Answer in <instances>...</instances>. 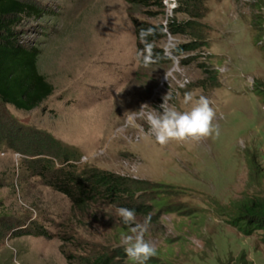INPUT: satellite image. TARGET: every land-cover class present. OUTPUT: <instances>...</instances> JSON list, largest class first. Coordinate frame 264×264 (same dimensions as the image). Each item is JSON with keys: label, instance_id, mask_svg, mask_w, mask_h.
<instances>
[{"label": "rangeland", "instance_id": "obj_1", "mask_svg": "<svg viewBox=\"0 0 264 264\" xmlns=\"http://www.w3.org/2000/svg\"><path fill=\"white\" fill-rule=\"evenodd\" d=\"M21 1L36 11L8 27L40 50L38 69L53 92L30 111L0 102V264H84L97 256L137 264L122 244L134 225L123 223L120 207L134 209L139 224L150 216L144 238L157 253L147 262L264 264L263 230L245 234L230 221L240 201L264 197V0H195L198 16L176 11L184 0H162L160 8ZM132 18L166 27L193 21L160 46L169 37L176 48L198 46L181 50L178 62L141 65ZM186 94L193 103L211 100L219 134L162 146L147 116L162 111L165 96L167 106L190 109ZM36 131L75 149L80 165L142 182L137 194L73 207L33 174V155L15 149L45 148ZM33 222L51 237L17 233Z\"/></svg>", "mask_w": 264, "mask_h": 264}, {"label": "trees", "instance_id": "obj_2", "mask_svg": "<svg viewBox=\"0 0 264 264\" xmlns=\"http://www.w3.org/2000/svg\"><path fill=\"white\" fill-rule=\"evenodd\" d=\"M126 2L130 6L149 7L152 4L158 8L162 7V0H126ZM183 3L186 5L185 8L182 9L180 6L181 8H177L176 11L181 9L192 16H198L195 0H184ZM34 11L36 10L31 4L21 0H0V102L10 104L23 111H30L38 107L53 92L52 84L38 69L37 60L40 50L36 46L19 43L8 27L9 23L17 16ZM147 12L152 14L157 11L149 10ZM16 20L18 18L13 22ZM132 22L137 54L145 52V42L141 40V31L153 30V34L146 37V42L153 45L151 49L152 62L145 64L143 57L138 56L140 64L147 66H160L172 61L160 46V41L167 32L170 34L184 33L189 28H194L193 21L177 22L175 19H171V22L168 23L167 32L162 24L155 25L136 18H132ZM197 46V41L181 45L173 50V55H179L181 50L195 49ZM36 135L43 138L42 140L46 144L45 148H42L40 143L27 150L20 147H15V149L24 154L33 155L29 166L33 174L40 177L52 189L64 194L73 207L80 208L88 202L100 198L108 199L113 203H123V200L130 201L137 194L135 189L142 182L80 165L76 161L79 154L75 149L48 134L36 131L33 136ZM230 221L233 226L245 234H249L251 229H262L264 236V197L254 196L240 201L231 215ZM31 226L33 228H17L16 231L18 234L51 237L41 224L36 225L33 222ZM31 229L36 230L32 232ZM85 260L84 264L112 263L109 256H97ZM146 264L153 263L149 261Z\"/></svg>", "mask_w": 264, "mask_h": 264}, {"label": "clouds", "instance_id": "obj_3", "mask_svg": "<svg viewBox=\"0 0 264 264\" xmlns=\"http://www.w3.org/2000/svg\"><path fill=\"white\" fill-rule=\"evenodd\" d=\"M166 26H164V30L167 32ZM151 34H153L152 29L142 30L140 34L142 42H145V52L138 53L137 55L143 57L145 64L152 62L151 49L153 45L146 42V37ZM175 48L176 44L169 37V42L164 49L165 55L178 62V58L173 55ZM168 99L169 97H164L163 103L160 105L162 111L159 114L150 113L147 116L155 140L160 145H167L173 140H200L209 137L213 133L219 134L218 126L213 124L216 113L211 106L212 102L209 98L200 96L193 103L191 94H186L184 103H192V106L190 109L184 111L177 110L174 106H167ZM131 119L132 117H129L130 121ZM117 211L124 224L134 225L131 228V234L125 235L122 238L125 252L129 257L137 261V264H146L157 253L155 243L144 238V233L147 231V226L150 222V216L145 219L143 224H139L136 223L134 209L120 207Z\"/></svg>", "mask_w": 264, "mask_h": 264}, {"label": "built area", "instance_id": "obj_4", "mask_svg": "<svg viewBox=\"0 0 264 264\" xmlns=\"http://www.w3.org/2000/svg\"><path fill=\"white\" fill-rule=\"evenodd\" d=\"M165 25H166V23H165Z\"/></svg>", "mask_w": 264, "mask_h": 264}]
</instances>
